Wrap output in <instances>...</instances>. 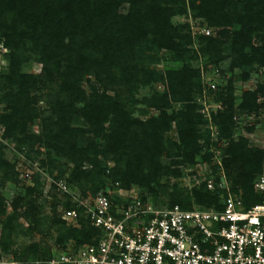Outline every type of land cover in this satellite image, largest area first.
<instances>
[{"label":"trees","instance_id":"1","mask_svg":"<svg viewBox=\"0 0 264 264\" xmlns=\"http://www.w3.org/2000/svg\"><path fill=\"white\" fill-rule=\"evenodd\" d=\"M185 5V0H0V44L10 50L9 65L0 73V104H4L0 123L5 127V137L15 139L29 151L34 145L46 146L71 159L75 168L70 181L80 185L89 182L93 195L119 183L127 189L147 187L153 197L141 196L156 205L221 207L224 192L208 189L206 181L191 191L178 190V184H174L169 203L158 200V191L153 187V183L160 184L161 176H181L178 166L182 161L195 164L212 156L210 147H205L197 134L201 122V115L196 113L198 106L188 103L193 84L187 82L198 71L191 65L167 70L172 99L185 102L172 114L168 112L171 100L167 92L136 98L140 87L163 79L154 68L144 66L145 52L151 61H156L168 60L167 55H160L164 49L177 60L189 51L192 34L183 32L188 24L172 23V16L183 13ZM124 6L127 7L122 11ZM190 6L196 15L220 29L218 36L199 37L200 50L215 64L231 58V70L240 66L247 69L253 63L264 66V0H190ZM255 32H260L259 44L253 41ZM31 53L44 63L40 75L23 70ZM87 75H94L104 89L92 84L93 91L87 94L82 85ZM247 77L248 73H244L243 78ZM41 84H49L53 93L46 98L48 114L37 106L42 97L34 94ZM109 89L115 95L108 94ZM260 94L262 103H258ZM243 99L241 106L249 113L263 109L264 83L255 91H245ZM140 102L155 107L159 114L145 120L133 117L131 106ZM228 102L230 109L220 113L218 123L224 141L230 140L233 128V99ZM37 118L42 121L39 134L29 129ZM173 122L177 140L165 135ZM86 134L92 138L81 145L79 139ZM226 152L233 189L242 191L247 207L260 202L254 183L263 170L264 150L250 147L241 138L231 139ZM100 155H112L117 165L105 166ZM49 161L50 166H55V160L49 157ZM42 163L48 165L44 160ZM230 169L237 173L234 179ZM8 180L18 182V173L0 150V184ZM40 186L36 180L35 187L19 195L13 203L15 212L5 220L1 219L6 215L5 199L0 193L1 244L6 252L11 249L15 232L52 237L53 230H58L55 248L97 241L101 230L91 224L83 207L72 201L65 204L67 209L78 211V227L57 214L58 199L52 204V215L42 216L37 205L42 194ZM115 201L120 198L115 197ZM22 207L31 219L28 228L18 222V209ZM41 250L44 254H40ZM53 255V246L33 242L16 256L36 258L23 264H47Z\"/></svg>","mask_w":264,"mask_h":264},{"label":"rangeland","instance_id":"2","mask_svg":"<svg viewBox=\"0 0 264 264\" xmlns=\"http://www.w3.org/2000/svg\"><path fill=\"white\" fill-rule=\"evenodd\" d=\"M185 11L183 13H176L172 16V23L175 26L188 24L189 28L183 30V32L190 31L193 38V43L187 46L189 51L184 53V56L179 60L173 54H170L167 50L160 51V55H167L169 58L158 59L151 61L149 59L148 52H145L143 59L144 66L154 68L162 76V80L152 82L148 86L140 87L136 98L142 100L143 98H150L156 93H169L170 86L167 77V70L171 67H183L185 65H191L192 69L198 71L197 75L191 76L187 83H192L193 88L191 92V99L188 103H196V113L201 115V122L198 125V137L201 143H205V147H210L212 156L210 160H204L195 164H190L182 161L178 167L182 169V175L179 177H172L168 175L161 176L159 183H153V187L158 191V200L164 203H169L171 194L174 190V184H178V190L191 191L194 187H198L201 183L206 181L208 176L214 178H220L225 172L229 183L232 185V181L229 178L228 170L226 167L225 159L228 157L226 148L229 145V141H238L241 138H245L248 141V145L253 148H259L264 150V108H260L258 111L248 112L247 109L242 108L244 101L243 95L245 91H255L260 84L264 83V66L258 63L248 65V68L236 67L231 70V58H227L215 64L207 54H204L201 50V43L199 37L205 36H218L219 28H215L206 20V18L196 15L195 11L190 6V0H185ZM124 6L122 11H125ZM260 32L253 34V41L255 44L260 43ZM10 50L3 44H0V73L7 69L9 60L7 53ZM196 54V55H195ZM37 54L31 53L29 61L23 64V70L35 75L43 73L44 63L37 59ZM211 67L216 70L211 71ZM244 73H248L247 78H243ZM92 84L98 87L101 91L104 89L96 82L94 75H87L83 82V88L87 94H91L93 91ZM49 84H41L40 87L34 91V94L39 98L37 106L49 113V105L46 101L48 96L51 95L52 90L48 86ZM55 87L56 84L53 83ZM186 93H189L188 89H185ZM110 95H115V91L112 89L107 90ZM53 94V93H52ZM171 100V106L168 108V112L172 114L182 108L185 102L175 101L169 96ZM229 98L233 99L232 112L233 116V128L230 140L224 141L222 139V131L219 128L220 113L226 112L230 109ZM263 102V96L261 94L258 98V103ZM187 104V103H186ZM1 110L4 109V104H0ZM133 117L140 119H148L151 116L159 114V110L155 107L148 106L144 103H134L131 106ZM41 118H37L35 122L29 127L30 131L39 134L41 131ZM79 126H81L79 124ZM166 137L172 139H178V132L176 123H172V128L166 132ZM89 138L92 136L86 134L82 135L79 139L81 145H85L89 142ZM0 150L3 153L5 159L15 166V170L18 173V182L13 180L5 181L0 184V193L5 199L6 215L1 216V219L5 220L7 215H12L15 212L14 201H16L19 195H23L27 192L28 187H35L36 180L39 181L42 189V194L38 200V208L41 211L42 216H51L54 208L52 204L55 203V199L59 200L57 205V214L62 216L63 212L67 209L65 203L72 201L76 205H80L82 199H86L89 195L93 194L92 190L88 188L89 182H82V185L70 181L71 172L75 168V163L71 159L57 154L54 150L47 148L46 146L34 145L33 150L29 151V148L20 147L19 143L13 138L5 137V127L0 123ZM49 157L55 160V166H50ZM221 159L223 166H219L216 163V159ZM100 159L105 166L114 167L117 165L116 160L112 155L104 156L100 155ZM165 161H169V158L163 156ZM178 160L181 158H177ZM42 160L48 162V165H43ZM182 160V159H181ZM86 167H89L88 164ZM230 175L234 179L236 172L230 169ZM2 174V173H1ZM264 174V159L263 170L260 173ZM235 175V176H234ZM233 187V185H232ZM125 191L130 189H136L139 194L153 197V193L147 187L134 186L132 188H124ZM153 194V195H152ZM196 205V204H195ZM25 207L19 208L18 222L23 228H28L31 225L30 217L25 213ZM71 225L79 226L78 220L75 222L68 221ZM3 229V221H0V264H23V262H30L32 259H36L34 256H23L17 258V254L29 246L33 242L40 244H46L53 246L55 249V238L60 235V231L53 230V236L43 237L41 234L35 233L33 236H26L15 232L12 236L11 249L6 252L2 248L1 236ZM40 254H44L41 250Z\"/></svg>","mask_w":264,"mask_h":264},{"label":"built area","instance_id":"3","mask_svg":"<svg viewBox=\"0 0 264 264\" xmlns=\"http://www.w3.org/2000/svg\"><path fill=\"white\" fill-rule=\"evenodd\" d=\"M206 183L224 192L221 207L156 205L119 183L89 195L80 206L101 230L97 241L57 247L47 264H264V174L254 183L261 201L249 207L225 172ZM78 217L76 209L62 214Z\"/></svg>","mask_w":264,"mask_h":264}]
</instances>
